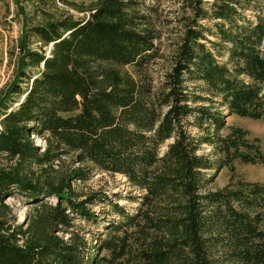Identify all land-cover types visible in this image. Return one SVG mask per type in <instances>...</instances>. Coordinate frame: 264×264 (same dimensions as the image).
<instances>
[{
	"label": "trees",
	"instance_id": "obj_1",
	"mask_svg": "<svg viewBox=\"0 0 264 264\" xmlns=\"http://www.w3.org/2000/svg\"><path fill=\"white\" fill-rule=\"evenodd\" d=\"M162 1L174 7L166 18ZM78 10L84 18L22 19L0 94V156L14 161L0 167V264H264V183L234 176L236 163L264 165V153L226 124L264 121L263 0ZM166 29L176 35L163 53ZM63 158L72 165L54 169ZM224 168L228 184L210 190ZM94 171L125 178L132 212L74 188ZM14 194L32 208L23 223L5 203ZM99 203L115 220L95 245L81 223L98 224Z\"/></svg>",
	"mask_w": 264,
	"mask_h": 264
},
{
	"label": "rangeland",
	"instance_id": "obj_2",
	"mask_svg": "<svg viewBox=\"0 0 264 264\" xmlns=\"http://www.w3.org/2000/svg\"><path fill=\"white\" fill-rule=\"evenodd\" d=\"M89 0H65L61 2L59 0H19L16 3L14 0H0V94L4 88L12 81L15 64L18 55L16 44L21 33L22 19L25 17L29 26L41 25L47 20L54 19L62 15H72L73 18H84L85 12L79 11L88 5ZM150 3V2H148ZM264 4V0H263ZM75 5V6H74ZM173 4L170 1H162V9H166L163 13V17L166 18L169 9H174ZM172 6V7H171ZM20 8V9H19ZM162 17V19H163ZM176 35L175 29L172 31L166 29L161 38V50L166 53L169 48V43ZM29 46L32 49H37L38 42L36 39H31ZM167 56V54H166ZM162 63V62H161ZM155 73L156 77L160 76L158 68ZM227 126H238L249 132L251 137L258 138L260 140V148L264 153V121H251L248 119H241L235 116H230L226 119ZM225 133V132H224ZM223 133V134H224ZM35 145L44 147L43 142L40 139L33 138ZM209 149H206L204 153H208ZM14 161H10L7 158L0 156V167H10ZM61 165V166H60ZM54 164V169L58 166L61 169H65L70 164L69 158H63L62 162ZM34 169V168H33ZM231 173L228 169H222L214 179V182L209 186L210 190L223 188L229 182ZM235 180L242 179L250 183L258 182L264 183V165H243L235 164ZM74 188L77 191H94L100 192L101 195L105 194L106 197L117 202L120 206H123L127 212H132L135 205L130 204L127 200L129 195L137 194L136 191L132 192L126 183L125 178L119 175H109L99 171H94L88 181L84 184L81 182H74ZM132 192L131 194L129 192ZM48 200V198H47ZM54 199L50 198L49 202L54 203ZM5 203L11 208L17 223H23L28 214L31 213V205L26 204V198L20 194H14L5 200ZM110 206L107 203H99L93 206V211L99 218L98 224H86L81 223L89 232L87 238L91 240L92 244L99 245L107 234L105 233V224H101L104 221L115 220L113 213L111 214ZM102 256L106 255V251L101 252Z\"/></svg>",
	"mask_w": 264,
	"mask_h": 264
}]
</instances>
